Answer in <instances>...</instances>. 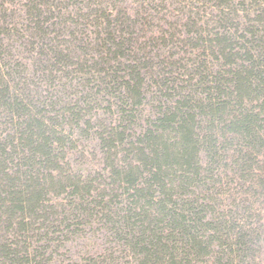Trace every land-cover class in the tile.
Listing matches in <instances>:
<instances>
[{
  "label": "trees",
  "instance_id": "1",
  "mask_svg": "<svg viewBox=\"0 0 264 264\" xmlns=\"http://www.w3.org/2000/svg\"><path fill=\"white\" fill-rule=\"evenodd\" d=\"M210 1L217 17L192 24L189 66L155 65L149 42L126 35L128 15L54 17L44 0L29 7L30 27L0 16V264H34L42 231L57 243L85 227L113 245L70 264H258L264 233L249 221L264 199V8L246 25L255 0L241 11ZM19 42L27 63L13 59ZM35 75L44 91H32ZM88 134L103 177L70 174L66 158Z\"/></svg>",
  "mask_w": 264,
  "mask_h": 264
},
{
  "label": "rangeland",
  "instance_id": "2",
  "mask_svg": "<svg viewBox=\"0 0 264 264\" xmlns=\"http://www.w3.org/2000/svg\"><path fill=\"white\" fill-rule=\"evenodd\" d=\"M42 1L44 0H0V16L6 14L8 19L5 21L8 23L9 28H13L15 25L16 28L21 29L20 24L24 27H30L29 18L27 17L29 15L28 9L35 2ZM45 1H48L50 5L52 4V12L55 13L54 17L66 15V12L71 9L70 7H72L71 13H74L77 17L88 14L91 15L95 13L97 9L105 11L109 16L112 15V18H120L122 15H128L133 20L132 23L134 27L131 30L129 29L126 35L132 32L140 41H148L149 43H147L145 51L146 53H150L151 57L155 58H152V60L155 65L158 64L159 66H162L161 61L164 58L165 61L170 58L182 59V64H187V66L191 65L193 62L189 63L186 60H194L193 55L190 53L191 49L187 46V44H194L193 41L195 37L190 34L192 31V24L200 25L201 22L210 20L211 16L217 17L215 3L210 0H95L97 5L92 7L89 5L88 7L91 10L89 9L88 11L84 10L87 6L86 0H70L72 3L68 0ZM108 1L110 6H108ZM255 1L258 7H253V9L244 7L248 12V16L244 14L243 17L245 18L241 20L240 23L249 25L248 21H253L256 15H258L256 10H262L264 8V1ZM235 3L238 10H243L239 6L240 0H235ZM247 3L248 2H246V6L248 5ZM91 11L92 13H90ZM188 17L191 18V21H187ZM80 27L83 32V25H80ZM161 37H164L163 41L157 39ZM152 39H157L158 41ZM14 47L15 49L13 51L18 53L14 54L13 59H21L23 62L27 63L32 56V54L27 51L29 50V45L26 44L23 46V43L19 42L16 43ZM174 73L175 75H182L180 76L181 79L186 76L184 75V71ZM155 78L156 77H154L153 80ZM32 82V91H35L34 88L38 85L40 89L44 91L46 82L43 81L39 75H35ZM57 87L58 83L56 84V88ZM156 90V86H153L152 92ZM109 119L113 121L115 119L114 115L112 114V116H109ZM75 135H77V133ZM88 135L86 139H84V137L83 139H80L82 137L75 138L77 141L75 146L76 150L69 152L70 155L66 158L68 159L67 163L70 167V174L80 176L100 175L103 177L106 170L103 167L102 151L98 147L97 141L93 135ZM258 161L264 164V157ZM232 189V194H234L236 198L240 197L245 205L254 202V199H246L245 196H242L241 192L238 191V185L234 184V188ZM64 198V195L55 197V199L53 196H49L47 201L52 199L51 202L53 204L57 202V204H63L61 200ZM250 208L253 211L251 212V214L253 213V218L249 221L250 228H259L262 225L264 233V199H257ZM66 210L68 211V208H66ZM55 211L56 210L53 212ZM256 215H259V220L255 218ZM51 220L55 219L51 218L50 221ZM56 226L58 225H54L55 230L58 228ZM63 228L64 226H61L58 231L60 232ZM91 228L92 227H85L83 230H76L75 234L67 235L65 239L61 238L57 243L55 240L56 235L52 237V240H50V237L48 239L44 236L45 233L50 235L52 229L42 231L41 238H35L37 240L36 242L32 240L31 247H42L47 250L44 252L45 255L43 258H35L34 264H70L74 261L86 262V260L99 256L100 254L98 251L100 245L107 249L109 245L113 244L109 242L107 236L104 239L105 233L103 231L96 230V232H92ZM98 229L103 228L100 227ZM260 247L258 264H264V235Z\"/></svg>",
  "mask_w": 264,
  "mask_h": 264
}]
</instances>
